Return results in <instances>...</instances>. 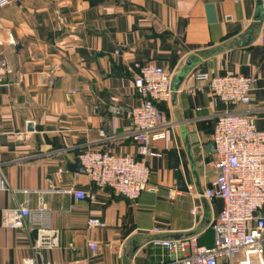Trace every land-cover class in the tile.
I'll return each instance as SVG.
<instances>
[{
    "label": "crops",
    "instance_id": "1",
    "mask_svg": "<svg viewBox=\"0 0 264 264\" xmlns=\"http://www.w3.org/2000/svg\"><path fill=\"white\" fill-rule=\"evenodd\" d=\"M256 9L257 0H12L0 6V57L15 69L12 82L0 85V264L26 257L34 264H156V238L188 233L210 246L223 201L199 193L185 139L204 190L216 177L208 149L217 116L239 111L264 129ZM135 62L172 71L173 80L190 70L175 103H157L166 124L149 134L148 184L127 199L68 163L85 151L141 157L127 114L139 102ZM195 72L256 75L250 102L221 101L193 80ZM69 189L92 191L95 199H77ZM19 204L49 208V225L59 230L56 247L39 246L30 222L7 224L6 213ZM258 213L264 217V206ZM90 217L104 226L88 228Z\"/></svg>",
    "mask_w": 264,
    "mask_h": 264
},
{
    "label": "built area",
    "instance_id": "2",
    "mask_svg": "<svg viewBox=\"0 0 264 264\" xmlns=\"http://www.w3.org/2000/svg\"><path fill=\"white\" fill-rule=\"evenodd\" d=\"M11 1L0 0V6ZM8 40L13 42L10 37ZM259 40L264 46V18L260 21ZM133 69L136 70L134 85L139 102L127 114L141 157L136 159L110 150L85 151L77 157L97 187H110L115 194L127 199H136L148 184L149 134L166 124V117L157 103L170 100L173 83V72L161 66L135 62ZM14 76V67L0 57V85L11 83ZM192 78L204 83L216 98L233 104L249 103L257 80L256 75H213L208 72H195ZM99 134L104 136V130L100 129ZM162 135L156 134L157 137ZM208 156L216 177L204 188L203 195L209 200L221 198L223 201L222 209L211 225L213 242L210 246L200 244L195 235L154 240L153 244L161 249L156 264H264V217L258 213L264 206V129H258L247 114L224 111L216 118ZM68 192L77 199H95L92 191L69 189ZM168 195L170 197L171 192ZM49 212L43 204L34 211L19 204L7 212L5 218L13 227H23L30 222L37 230V244L53 248L58 245L59 230L49 225ZM195 212L194 207L192 213ZM102 226L104 223L96 217L87 220L88 228ZM88 246L93 252L98 249L95 241H89ZM18 264H34V261L26 257ZM68 264L85 263L74 260Z\"/></svg>",
    "mask_w": 264,
    "mask_h": 264
},
{
    "label": "water",
    "instance_id": "3",
    "mask_svg": "<svg viewBox=\"0 0 264 264\" xmlns=\"http://www.w3.org/2000/svg\"><path fill=\"white\" fill-rule=\"evenodd\" d=\"M262 0H257V9H256V13H255V20H261L262 19ZM16 48L18 47L17 45L15 46ZM187 66H191V59H188L186 62ZM189 70L183 71V72H179L173 80L172 83V95H171V101L172 103H175L176 101V92L179 89L182 81L185 79V77L187 76V74L189 73ZM27 130L32 131L33 130V122L32 121H28L27 122ZM183 137L186 138V134L183 133ZM186 145L188 146V151H189V155H190V161H191V168H192V173H193V177L196 183V187L199 191V193L201 195H203V189L200 188L199 185V181H198V173L196 170V164L194 162V159L190 153V146H189V142H187V140L185 139ZM68 167L72 170V171H76V172H84V168L83 166L80 164L78 158L74 159L72 162L68 163ZM184 188V187H183ZM189 236H192V233H188L184 238H187ZM157 239H171V238H156ZM175 239H183V238H175ZM132 244V249L133 252H135L138 248V244L134 243V241H131Z\"/></svg>",
    "mask_w": 264,
    "mask_h": 264
}]
</instances>
